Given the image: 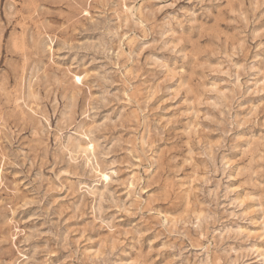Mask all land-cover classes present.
<instances>
[{"label": "rangeland", "instance_id": "1", "mask_svg": "<svg viewBox=\"0 0 264 264\" xmlns=\"http://www.w3.org/2000/svg\"><path fill=\"white\" fill-rule=\"evenodd\" d=\"M0 264H264V0H0Z\"/></svg>", "mask_w": 264, "mask_h": 264}, {"label": "snow or ice", "instance_id": "2", "mask_svg": "<svg viewBox=\"0 0 264 264\" xmlns=\"http://www.w3.org/2000/svg\"><path fill=\"white\" fill-rule=\"evenodd\" d=\"M105 179H107V177H105Z\"/></svg>", "mask_w": 264, "mask_h": 264}]
</instances>
